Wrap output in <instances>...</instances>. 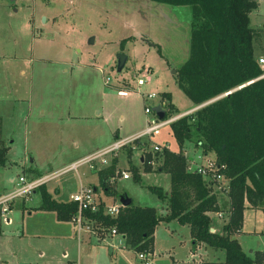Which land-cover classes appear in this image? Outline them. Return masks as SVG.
<instances>
[{
  "label": "rangeland",
  "instance_id": "rangeland-1",
  "mask_svg": "<svg viewBox=\"0 0 264 264\" xmlns=\"http://www.w3.org/2000/svg\"><path fill=\"white\" fill-rule=\"evenodd\" d=\"M2 1L12 11L21 4L28 10L14 14L11 22L0 13L1 134L6 138L4 145H9L5 165L0 166V193L12 190L11 177L24 174L27 180L47 177L46 192L56 201H66L79 186L76 171L65 168L84 153L83 148L99 145L111 129L121 135L144 128V93L156 94L148 101L151 107L168 95L171 116L193 107L175 83L176 69L188 56L190 7L150 0ZM253 48L261 52L256 42ZM119 52L127 55L120 72L116 70ZM138 77L147 79L144 86L136 85ZM117 86H129L128 95H118ZM169 103L165 104L167 111ZM144 142V150L153 156L152 143L176 147L170 126L140 144ZM193 148L192 142H185L182 151L201 159L202 164L215 158L213 153L202 154ZM160 160L155 157L156 167ZM129 175L130 179L117 181V191L131 197L134 205L160 208L156 195L144 185L169 186L168 173H147L142 176L143 185L133 180L132 172ZM227 193L210 191L222 213V217H212L216 224L228 221ZM41 205L39 189L25 201L29 211L17 202L10 214L12 224L3 226L0 233V264H143L137 253L121 244L113 248L97 243L78 246L72 222L58 220L54 211ZM214 227L216 233L222 232L218 225ZM235 235L242 251L251 256L260 251L264 264L263 206L244 210ZM155 238L159 252L153 254L151 264H173L172 250L168 252L171 246L178 264H192L186 261L191 240L185 226L176 220L161 222ZM205 257L222 264L224 250L209 247Z\"/></svg>",
  "mask_w": 264,
  "mask_h": 264
},
{
  "label": "trees",
  "instance_id": "trees-1",
  "mask_svg": "<svg viewBox=\"0 0 264 264\" xmlns=\"http://www.w3.org/2000/svg\"><path fill=\"white\" fill-rule=\"evenodd\" d=\"M166 6L190 7V38L188 56L176 69L175 83L194 106L215 99L183 115L170 126L179 148L177 152L163 148L161 152L144 154L143 171L152 170L151 161L161 160L159 168L169 174L170 189L166 193L160 186L146 185L156 197L167 203L168 213L157 214L152 206L131 203L122 206L116 217L103 213V204L97 212L84 211V216L95 227L110 229L123 235L130 249L152 251L153 233L160 221L176 219L188 224L191 238L196 244L224 250V264H263V255L242 251L232 234L240 229L246 204L264 207V77L257 63L253 43H258L263 31L249 27V15L257 9L256 0H150ZM156 46V45H155ZM159 50V48L157 49ZM229 92V93H228ZM228 93V94H226ZM167 115L173 111L169 104ZM185 142H192L202 154L213 153L229 178V214L222 233L210 232L209 213L219 211L216 196L202 177L186 171L183 154ZM141 148L146 143L134 142ZM7 147L1 137L0 166L6 162ZM130 153V151H128ZM129 169L133 180L141 182L137 167ZM115 175L114 167L99 171V182L106 195L118 197L107 179ZM40 190L45 210L56 213L58 220L68 221L77 211L72 201H56L48 194L44 184ZM36 189V190H37Z\"/></svg>",
  "mask_w": 264,
  "mask_h": 264
},
{
  "label": "built area",
  "instance_id": "built-area-1",
  "mask_svg": "<svg viewBox=\"0 0 264 264\" xmlns=\"http://www.w3.org/2000/svg\"><path fill=\"white\" fill-rule=\"evenodd\" d=\"M257 63L260 68L263 70L261 75L258 78L264 77V56L257 57ZM145 74V72H144ZM108 82V79L105 81ZM147 82V79L144 77H138L136 79V85L138 87L144 85ZM129 89L123 87L122 89L117 90V94L120 96H126ZM145 103L144 112L148 116L144 128L135 136L120 138L113 141L110 145L105 148L88 155L85 158H82L78 161L71 163L65 170L73 169L75 170L78 166L89 163L91 168H96L98 164H103L107 162V156L115 153L116 151L122 149L124 146L133 144L136 140L139 142L144 141L146 138L151 139L152 136L160 134L162 128L169 126L172 122L182 117L185 114H188L193 110L187 113L176 114L175 116L167 115V109L165 108V102L160 101L156 106H159L165 111L163 118H159L157 113L153 110V107L149 105L148 101L156 97L155 93H144ZM153 149L158 152L162 151L166 146H162L158 143H152ZM225 169L224 164H219L215 158L207 159L205 164L196 163L192 161L186 162V171L199 174L206 186L213 190H220L222 192H228L229 190V178L224 175L222 170ZM122 178H129L130 175L127 172L121 173ZM47 177H39L32 180H27L24 175H19L18 178L14 180V187L11 191L0 193V222L4 225H9L11 223L10 214L15 202L19 199L26 200L30 198V195L35 192V190L42 184L45 183ZM70 201L77 204V211L71 217L70 221L74 224L78 231L85 230L91 231L97 234L100 238H105L107 234H116V229H103L95 227L91 221H89L84 216V211L88 210L90 212H97L100 209V205L103 204V213L111 217H116L120 212L122 207L121 203L115 202L107 204L99 200L95 194L93 188L88 186H80L76 192L70 195ZM217 216L222 217V213L217 212ZM226 223V222H225ZM210 232H214L213 228L209 229ZM137 253V258L143 262V264H151V253L149 251H139Z\"/></svg>",
  "mask_w": 264,
  "mask_h": 264
},
{
  "label": "crops",
  "instance_id": "crops-1",
  "mask_svg": "<svg viewBox=\"0 0 264 264\" xmlns=\"http://www.w3.org/2000/svg\"><path fill=\"white\" fill-rule=\"evenodd\" d=\"M256 1H257L258 6H257V9L254 10L253 12H251L250 15H249V19H250L249 27H250V24L253 23L254 27H250V28L253 29V30H255V31H259L260 32V31H263L264 30V0H256ZM17 6H18V8L15 11H12V10H10V9L7 8V5L2 0H0V13H2L3 15H5L10 20V22H11V19L14 16V14H17V13H20V12L23 13V12H25V11L28 10L27 5L25 6V5L21 4V5H17ZM256 44H257V46L259 48L258 50H260L261 52H259V53H257V52L255 53L254 52L255 53V56L256 57H258V56H264V34L263 33H262L261 37L258 39V43H256ZM21 73H23V71H21ZM144 85H142V86H144ZM119 88L121 89L122 87H118L117 86V90ZM128 89H129V86H128ZM165 96H166V99H163V97H161L162 100L165 103L166 102L169 103V101H168L169 100L168 99L169 96L168 95H165ZM144 106H145V104H144ZM155 106H153V108ZM193 108H195L194 105H193L192 108H190L188 110H185V111H183L181 113H187V112L193 110ZM147 117L148 116L146 115V117H145V123H146ZM0 119H1V123H2L4 121L3 120V114L2 113H0ZM141 130H142V128L139 129L138 131H135V130H131V131H128V132L125 131V132L121 133V135H120L119 132H116L115 133L114 131H112V129H111V132L108 130L107 131V135L109 134V136L114 137L113 139H110L109 136H108L107 138H109V139L106 138L107 140L105 139L106 141L105 140L101 141V143L99 145H91L89 147L83 148L84 153H82V155L80 157L74 159L73 161L74 162L76 160L78 161V160H80V158L81 159L82 158H85L88 155H90L92 153H95L98 150H101V149L105 148L106 146L110 145L113 142L112 140H117V139H120V138H126V137L135 136L138 133H140ZM1 137L4 140L6 139L4 136H2V134H1ZM161 145L162 146H166L169 150L174 151V152H177L179 150L177 144H176V147H174L175 144H172V143L171 144L166 143L165 145L164 144H161ZM5 146L7 148H9V145H7V143H5ZM193 150L195 152H197V149L193 148ZM128 151H130V153ZM146 153H147V150L146 149L144 150V148H141V147L137 146L135 143H133V144L127 145V148H126V151L125 152L123 150L121 151V149H120V150L116 151L115 153H112V154L108 155L107 156V162L106 163H103V164H98V166L96 168H91V166H90L89 163H84V164L78 166L75 169V171H76L75 173H76L77 179H78V186L79 187L80 186H88V187L93 188V190L95 191V194H96L97 198L99 200L107 203V204L118 202L119 201L118 197H115L114 195H106L103 191L100 192L99 171L104 170V169H108L111 166L114 167V169H115V175L112 176V177H109L107 179V181L109 182V184H111V186H113V189L115 191H117V189H116L115 186H116L117 181L119 179H122V180H128V179H130V177L129 178H122L121 173L122 172H127L128 174H131V170L129 169L131 163L135 167H137L138 172H139L140 177H141V181H142V176H144L147 173L148 174H150V173H166V172L161 171V169L159 168V166L156 167L157 163L155 161V158H153V160L151 161L152 170L149 171V172L143 171V158H144V154H146ZM187 153H188V151L183 152L184 156H186L185 157L186 158V162L187 161H192V162L194 161L196 163H201V159L199 160L200 161L199 162L198 161V158L195 159V157H193V155L190 156V154H187ZM187 155H188V157H187ZM193 158H194V160H193ZM84 166H85V169H83L80 172H77V169L78 168L84 167ZM20 175H24V174H20ZM14 180H15V177H11L10 178V182H14ZM141 184H142V182H141ZM146 185H148V184H145L144 187H146ZM162 188L165 190L166 193H168L169 192V189H170V185L169 186H166V187H162ZM77 189L74 192H76ZM35 191H37V190H35ZM109 199H110V201H108ZM25 201L26 200H24V199L17 200L15 202L12 210L16 206L17 202H21L23 208L26 209L27 211H29V209H31V208L27 209L28 207L25 206ZM66 201H70V199H67ZM131 201H132V198H131ZM137 206H142V205H137ZM143 206H149V205H143ZM159 206H160V208H157L156 206H152V207H155L156 208L158 215L165 216L169 212L168 211V207H167V203L165 201L159 200ZM246 208H259V207H251L250 205L246 204ZM219 211H217V212H219ZM217 212H211L213 215L210 218H212L214 215H216ZM211 213H209V216L211 215ZM10 218H11V223L9 225H4V224H2L0 222V233L3 231L2 230L3 229L2 228L3 226H10L12 224V222H13L12 217H10ZM173 220H176V219H173ZM212 221H213V218H212L211 222ZM161 222H167V221H160L156 225V227H155V230H154V233H153V247H152V251H150V253H151V259L154 256L153 254H157L159 252V251H156L158 249H157V242H156L155 236H156L157 228H158V226L160 225ZM71 224H72L73 236H74L75 240L77 241L78 246H80L83 243H90V244L91 243H97V244H103V245H105V246H107L109 248H113L112 245H115L116 246V245H120L121 244V245H123V248L124 249H126L128 251H131L133 254H136V251H134V250H132V249H130L129 247L126 246L124 236L121 235V234H119V233H116V234H107L105 236V238H101V236L99 238V236L97 234H95V233H93L91 231H85V230L78 231L76 229V227L74 226V224L73 223H71ZM224 224H225V222L223 224H221V223L220 224L219 223L216 224V222L213 221V225L214 226L215 225H218V228L217 229H220V230H222V227H223ZM180 225H182L183 227L185 226L187 228V230L189 232L190 240H191V246H190V249H189V255H188L186 261L191 262L192 264H217L216 261L208 260L205 257L206 250L210 246H208L207 244H205L203 242H197L196 244H194V242H193V240L191 238V235H190L189 225L188 224H180ZM214 226H213V229H214V232H216L215 231L216 228ZM210 228H211V226H210ZM222 232H223V230H222ZM20 235L22 236V233ZM234 238H236V235L234 236ZM211 248H213V247H211ZM169 250H172V254L170 256L173 257V264H178V261L174 259V247L171 246V249H168V252H169ZM252 252H253V250H251V253ZM222 264H224V261H223Z\"/></svg>",
  "mask_w": 264,
  "mask_h": 264
},
{
  "label": "water",
  "instance_id": "water-1",
  "mask_svg": "<svg viewBox=\"0 0 264 264\" xmlns=\"http://www.w3.org/2000/svg\"><path fill=\"white\" fill-rule=\"evenodd\" d=\"M11 1H14V0H11ZM126 59H127V55L125 53H123V52L117 53V55H116V70L118 72H120L123 69V67L125 65V62H126ZM228 93H226V94H228ZM215 99H217V98H215ZM215 99H212V100H210V101H208L206 103H203V104H200L198 106H195L194 110L200 108L201 106H203V105H205V104H207V103H209V102H211V101H213ZM153 110L157 113L159 118H163L164 117L165 111L163 109H161L159 106H155L153 108ZM118 199H119V202L121 203L122 206H127V205H129L131 203V198L126 193L125 194H120L118 196ZM250 252H251V250H250Z\"/></svg>",
  "mask_w": 264,
  "mask_h": 264
}]
</instances>
